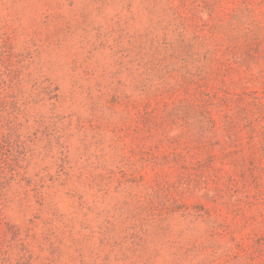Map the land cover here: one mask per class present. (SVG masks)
<instances>
[{
    "label": "rangeland",
    "instance_id": "1",
    "mask_svg": "<svg viewBox=\"0 0 264 264\" xmlns=\"http://www.w3.org/2000/svg\"><path fill=\"white\" fill-rule=\"evenodd\" d=\"M0 264H264V0H0Z\"/></svg>",
    "mask_w": 264,
    "mask_h": 264
}]
</instances>
